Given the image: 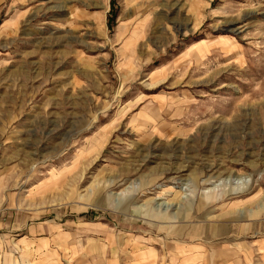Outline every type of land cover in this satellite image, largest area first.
I'll list each match as a JSON object with an SVG mask.
<instances>
[{
	"label": "rangeland",
	"instance_id": "rangeland-1",
	"mask_svg": "<svg viewBox=\"0 0 264 264\" xmlns=\"http://www.w3.org/2000/svg\"><path fill=\"white\" fill-rule=\"evenodd\" d=\"M0 264H264V0H0Z\"/></svg>",
	"mask_w": 264,
	"mask_h": 264
},
{
	"label": "bare ground",
	"instance_id": "bare-ground-1",
	"mask_svg": "<svg viewBox=\"0 0 264 264\" xmlns=\"http://www.w3.org/2000/svg\"><path fill=\"white\" fill-rule=\"evenodd\" d=\"M121 29V28H120ZM121 31V30H120Z\"/></svg>",
	"mask_w": 264,
	"mask_h": 264
}]
</instances>
